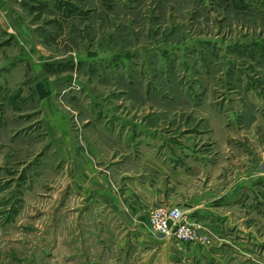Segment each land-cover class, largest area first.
<instances>
[{
  "label": "rangeland",
  "instance_id": "374dc122",
  "mask_svg": "<svg viewBox=\"0 0 264 264\" xmlns=\"http://www.w3.org/2000/svg\"><path fill=\"white\" fill-rule=\"evenodd\" d=\"M46 94L76 140L93 143L110 158L126 160L114 143L120 140L125 149L132 133L140 132L164 160L181 163L193 148L223 157L226 147L217 141L223 132H214L213 111L238 109L247 125L258 111L264 115V0H0V230L20 211L22 195L48 162ZM131 146V156H138L145 145ZM221 175L169 197L181 201L208 186L223 191ZM258 190L238 194L240 201L258 196L259 211L250 209L241 219L236 199L233 223L242 221L264 236V181ZM230 205H214L217 226H225L219 215ZM161 206L173 207L159 204L150 211ZM184 213L196 232L188 245L200 251L208 246L224 264H257L250 251L225 247L224 239ZM23 214L27 218L16 222L10 238L33 241L37 218L30 209ZM178 263L193 264L187 256Z\"/></svg>",
  "mask_w": 264,
  "mask_h": 264
},
{
  "label": "crops",
  "instance_id": "0c3cea01",
  "mask_svg": "<svg viewBox=\"0 0 264 264\" xmlns=\"http://www.w3.org/2000/svg\"><path fill=\"white\" fill-rule=\"evenodd\" d=\"M42 105L49 139L44 153L48 162L33 180V186L22 195L20 211L0 230V264H42L45 260L48 264H179L185 256L193 264H224L208 246L202 251L187 243L183 247L177 243L175 247L168 238L157 237L147 225V213L159 204H185L187 210L182 209L224 239L225 247L250 251L254 262L264 264V236L242 221L234 226L232 209L240 192L252 187L258 195V183L264 181V141L258 130L259 125H264L262 111L252 115V125L242 120L238 109L226 113L213 111L210 117L216 125L214 132H223L217 141L226 147L224 156L212 158V153L193 148L191 156L180 163L154 155L145 137L147 133L143 132L132 133L125 149L120 140L114 143L126 160L110 158L93 143L76 140L50 95L42 98ZM132 142L145 145L140 155L131 156ZM174 157L178 156L172 154L171 159ZM127 162L134 167L117 169ZM220 175L225 179L219 186L224 187L223 191L217 193L208 186L181 201L169 197L180 187L206 177L211 183L212 178ZM241 198V219L249 211H259L258 196ZM222 203L231 204V208L219 215L225 226H217L212 221L217 218L214 205ZM28 209L33 210V219L37 218L39 225L34 240H11L12 229L16 230V222L27 218L23 213ZM235 233L240 237L236 242Z\"/></svg>",
  "mask_w": 264,
  "mask_h": 264
},
{
  "label": "built area",
  "instance_id": "2783aa9c",
  "mask_svg": "<svg viewBox=\"0 0 264 264\" xmlns=\"http://www.w3.org/2000/svg\"><path fill=\"white\" fill-rule=\"evenodd\" d=\"M148 224L156 234L173 237L179 243H189L196 238L194 228L178 206L152 209L148 215Z\"/></svg>",
  "mask_w": 264,
  "mask_h": 264
}]
</instances>
